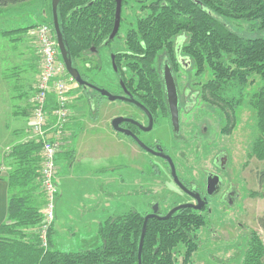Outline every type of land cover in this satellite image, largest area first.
<instances>
[{"label": "trees", "instance_id": "trees-1", "mask_svg": "<svg viewBox=\"0 0 264 264\" xmlns=\"http://www.w3.org/2000/svg\"><path fill=\"white\" fill-rule=\"evenodd\" d=\"M30 1L0 0V10ZM128 2L123 0L122 13ZM141 4V16L126 33L127 54L116 55L118 78L129 90L140 91L151 108L166 110L160 57L174 59L176 41L185 36L184 51L192 59L196 75L211 74L202 86L201 99L228 124L230 115L226 110L234 114L246 99L244 92L253 83L249 82L251 77H259V88L252 96L259 136L251 149L264 163V0H157L150 4L144 0ZM116 7L115 0H60L58 19L72 63L92 57L93 48H106L115 25ZM50 15L51 20L44 22L53 25L52 0ZM229 23L247 24L251 35L233 30ZM28 30L4 31L3 36ZM105 63L87 71L97 75ZM63 157L73 162L75 150ZM5 160L13 168L7 177L8 218L0 227V264H140L145 216L135 210L110 215L101 223V244L97 248L55 250L53 230L48 248H43L38 232H28L39 228L40 211L45 206L41 146L33 141L17 143L6 153ZM258 181L264 189V167ZM37 193L39 197L34 198ZM259 223L264 230V214ZM206 226V216L191 208H183L167 220L151 219L141 264H193V255L200 246L199 233ZM242 264H264V242L254 231L249 234Z\"/></svg>", "mask_w": 264, "mask_h": 264}, {"label": "rangeland", "instance_id": "rangeland-1", "mask_svg": "<svg viewBox=\"0 0 264 264\" xmlns=\"http://www.w3.org/2000/svg\"><path fill=\"white\" fill-rule=\"evenodd\" d=\"M44 1L32 0L10 6V10L0 11V142L2 143L12 139L15 144L30 141V100L42 64L36 28L44 22L41 15ZM142 1L144 0H129L122 13L120 33L111 47L102 51L103 53L111 54L125 49L126 33L132 26L134 27L137 18L141 16ZM155 1L157 0H149V4ZM47 18V21L51 20L49 11ZM34 26L36 27L32 29ZM229 26L242 34L250 33L245 23H229ZM20 29L29 30L11 37L9 34L3 36L4 31ZM79 63L80 70L87 74L85 63ZM106 63L99 74L91 73L90 76L94 78L96 84L115 92L118 90L117 80L110 62ZM209 79L211 74L208 72L200 78L201 89ZM251 81L253 83L249 84L244 92L246 99L238 110L234 114L226 110L230 115L228 124L225 123L222 115L211 110L201 99V121L206 123L205 127L208 130L205 131L201 123L205 136H201L200 151L195 142L187 146L173 145L168 130L164 127L156 133V136L168 147L173 160L181 164L179 175L186 180L191 178L200 180V177L202 179L204 172L206 174L208 171H213V160L217 154H225L229 162L226 169L219 172L220 177L226 185L228 184L225 187L232 185L242 197L238 205L231 210L229 208L226 210L218 199L212 201L213 213L206 216L207 228L199 233L200 246L193 255V264H242L248 249L250 232L258 233L264 242V230L259 223L264 214V189L258 181V174L263 169L264 163L256 158L251 149L252 142L259 136L256 129L257 112L252 107V96L259 88L260 78L253 76L249 82ZM195 89L192 88L191 95L195 93ZM68 91L71 96V120L66 133V145L60 153L61 156L58 157L60 177L70 171L74 162L64 158V154L73 150L76 154V149H79L81 152L79 161L88 160L92 165L100 164L107 167L108 173L105 175L109 183L107 190L110 199L108 208L112 210V214L113 211L118 214L135 210L146 217L156 204H159L160 210L166 214L173 207L191 201L176 186L161 160L138 150L131 141L113 131L111 120L120 112L129 110V106L100 99L96 91L88 89L86 93L92 96L96 103L102 105L98 111V119L91 121V103L86 95L75 82L68 83ZM193 111L196 115L199 112L198 106ZM22 131H24L23 136L20 135ZM199 153H201V171ZM5 156L0 170L8 172L13 167L7 163ZM58 186L62 200L56 203L57 225L61 216L67 226L66 235L71 232L76 239L71 246L62 247V243L69 244L70 241L64 242L63 237L66 235L57 234L53 248L63 252H79L99 247L101 241L98 237L89 242L86 239L84 241L82 236L85 233L78 229V220L82 218L78 214L81 213V209L86 210L89 203L84 201L82 194L76 190V197L83 200L79 204L80 210L73 209L72 205L68 207L67 195L63 189L65 184L59 181ZM91 228L92 225L87 227V232ZM34 230L38 232V227L29 229L28 232ZM89 235L92 237L95 233L93 235V232H89Z\"/></svg>", "mask_w": 264, "mask_h": 264}, {"label": "flooded vegetation", "instance_id": "flooded-vegetation-1", "mask_svg": "<svg viewBox=\"0 0 264 264\" xmlns=\"http://www.w3.org/2000/svg\"><path fill=\"white\" fill-rule=\"evenodd\" d=\"M123 8V7H122ZM121 26H122V19H121ZM120 26V28H121ZM120 31V29H119ZM120 32H118L117 36L110 42L106 43V48H104L101 51H98L97 49L93 48L91 50L93 56L89 57L87 62L86 59H82L80 61H76L73 63V66L79 70L81 73L83 79L87 81L89 84H92L98 88L105 89L103 86H100L94 82V78L91 77V73L87 71L88 73H84L80 70V63H85L86 70L92 69L97 67L99 63L102 61L110 62L111 69L116 77L118 90L113 92L110 90V93L116 96L125 97L127 99H132L134 103H129L127 101H115L111 102L107 98L103 97L98 93L95 89L89 88V87H80L71 77L72 81L75 82L81 91L86 95L87 100L91 103V121H96L98 119V111L100 110V107L102 108V105L99 103H96L94 101V98L90 96L86 91L88 89L94 90L98 93V96L100 99H107L111 103L120 102L126 106H129V110L126 112H120L118 115H116L111 120V127L115 134L123 136L125 139L131 141L134 146L150 155L153 158L161 160L167 167V170L169 171L171 178L173 179L176 186L182 191L183 194H185L189 199L190 202H187L185 204L181 205H194L199 206L201 205V208H191L204 216L212 215V201L219 200L222 205H224L225 209L229 210L236 207L241 200V196L239 194V191L231 186H227L223 179L220 177L219 172L226 169V166L228 165L229 159L225 154H217V156L213 160V171L204 172V175L202 176V179L200 177V180L191 178L189 180L183 179L180 177L179 173L181 170V164L176 163L173 160V157L166 145L163 143V141L156 136V133L159 132L162 127L166 128L168 130V136L173 145L176 146H187L191 143H196V147L201 150V136H205V131L208 130L207 127H205L206 123L201 121V76L196 75V70L193 67V61L192 59L186 54L184 51V45L186 44L187 38L185 36L180 37L176 41V53L174 59H169L167 56H161L160 57V73L161 77L163 79V86L165 91V100H166V110L159 111L157 109H154L153 107L148 104L144 96L141 94L140 91L137 89L129 90L124 85L123 81L118 78V68L116 65V55L117 54H127L126 46H125V40H124V50H120L117 52H111V54L103 53L105 49L111 47V45L116 41L118 35ZM126 38V37H125ZM112 43L111 45H109ZM108 55V56H107ZM96 56V58H95ZM125 59V58H124ZM107 64V63H105ZM168 66L172 72L173 78L175 80L176 88H177V94H178V113H179V119H178V125L177 127L174 124L173 114L169 106L168 102V96H167V90H166V83L164 80V70ZM123 68V67H122ZM126 71V68L124 69ZM185 74V75H184ZM195 89V93L191 95V90ZM198 106L199 112L194 115L193 109ZM192 115V116H191ZM117 118H122L125 121H122L119 124V129L121 131L115 130L113 127V121ZM201 123L204 125V130L201 129ZM131 133L135 139L130 135H127L126 133ZM144 145L146 149H143L141 145ZM158 154H163L165 156H168L171 158L172 162L174 163L176 174L179 178V181L183 185L181 187L175 182V179L172 174L171 166L169 162L164 159L163 157L159 156ZM199 155V168L201 171V153ZM218 177L220 180V186L217 188L213 193L209 191V179ZM197 198L200 199V202L197 200ZM159 205V204H158ZM177 205L173 207L174 208L181 206ZM170 210V211H171ZM153 212V210H152ZM151 212V213H152ZM150 213V214H151ZM170 213V212H169ZM159 215L160 216H166L168 213H163L160 210L159 206ZM206 227L202 228L206 229Z\"/></svg>", "mask_w": 264, "mask_h": 264}, {"label": "built area", "instance_id": "built-area-1", "mask_svg": "<svg viewBox=\"0 0 264 264\" xmlns=\"http://www.w3.org/2000/svg\"><path fill=\"white\" fill-rule=\"evenodd\" d=\"M42 56L41 71L30 100V141L41 146V186L45 206L40 211L42 222L38 235L42 247L49 246V233L55 223L58 195V156L66 145V133L71 120V96L68 83L72 81L61 59L57 37L50 24L36 28Z\"/></svg>", "mask_w": 264, "mask_h": 264}, {"label": "crops", "instance_id": "crops-1", "mask_svg": "<svg viewBox=\"0 0 264 264\" xmlns=\"http://www.w3.org/2000/svg\"><path fill=\"white\" fill-rule=\"evenodd\" d=\"M50 2L51 0H45L43 4V9L41 10V15L44 20H47L48 11L50 13ZM11 7L3 8L0 11L10 10ZM44 23V22H43ZM42 23V24H43ZM17 131V129H15ZM14 131V132H15ZM20 135H24V131L20 132ZM15 143L12 140H8L5 143L0 142V166L2 165V161H4L5 153L10 151L11 147L14 146ZM79 149H76V154L74 158V162L70 167L69 172H65L63 177H60L58 172L57 175V186L60 182L65 184L64 192L67 195V206L72 205L73 209H79L80 202L83 200L76 197V190L82 194V198L84 201L89 203V206L86 210H80L81 213L78 214L82 218L78 220V229L80 232L85 233L82 236V240L89 242L90 240L99 238L98 231L101 223L106 221L110 215L115 214L116 212L109 210V192H108V179L105 174L108 173V169L106 166L92 165L88 160L79 161L80 154ZM2 152V153H1ZM5 152V153H4ZM4 153V155H3ZM59 157V156H58ZM9 169V168H8ZM8 172H3L0 170V227L7 221L8 218V200H9V184L7 181ZM59 187V186H58ZM77 187V189H76ZM81 189V190H79ZM43 191V190H42ZM39 194H35L34 198H38ZM62 196L60 195V189L58 188V195L56 199V203L61 202ZM61 206V205H60ZM59 215L61 213L59 212ZM79 216V217H80ZM92 225V228L89 232H93L94 236H90L89 232H87V227ZM66 227L64 224V220L59 216L58 225H57V212L55 209V223L53 227V236H52V245L54 247V239L57 234L66 235ZM64 242L69 240L70 243H62V247L71 246L74 243L76 236L70 232L69 235L63 237ZM100 240V239H99ZM83 241V242H84Z\"/></svg>", "mask_w": 264, "mask_h": 264}, {"label": "water", "instance_id": "water-1", "mask_svg": "<svg viewBox=\"0 0 264 264\" xmlns=\"http://www.w3.org/2000/svg\"><path fill=\"white\" fill-rule=\"evenodd\" d=\"M115 1L117 4L115 25H114L113 32L108 39V42L112 41L117 36L119 29H120V26H121L123 0H115ZM59 3H60V0H52V15H53V22L52 23H53V28H54V31H55V34L57 37L59 50H60V54H61V59L63 61V64L66 68L68 75L80 87H86V88L89 87V88L95 89L98 93H100V95L107 98L111 102H115V101L120 100V101H127L129 103H134V101H132V99H127L125 97L113 95L112 93H110L109 91H107L105 89H101V88H98L92 84H89L87 81H85L83 79L79 70L73 66V63L70 60L69 55L67 53L65 43L63 40V35L61 32V28H60V24H59V19H58ZM164 80L166 83V90H167L169 106H170V109H171L172 114H173L174 124L177 127L178 119H179L178 94H177V88H176L175 80H174L172 72L168 66H166V68L164 70ZM122 121H125V120L122 118H117L113 121V127L115 128V130L121 131L119 129V124ZM126 134L129 136L131 135L135 139V137L131 133L127 132ZM140 145L143 149L147 150V148L144 145H142V144H140ZM158 155L163 157L164 159H166L169 162V164L171 166L173 177L175 179V182L178 185H180L181 187H183V185L179 181V178L176 174L175 166H174V163L172 162L171 158L168 156H165L163 154H158ZM208 186H209V191L211 193H213L220 186L219 178L214 177V178L209 179V185ZM197 200L200 202L199 198H197ZM183 208H198V209H200L201 205H199V206H194L191 204L190 205L189 204L188 205H181V206H178V207L174 208L173 210H171L170 213H168V215L160 216L159 215V205L156 204L153 208V212L145 217V221H144V225H143V231H142L141 240H140V246H139V263L140 264H141V255H142V249H143V245H144V239H145V235H146V231H147L148 222L151 219L167 220L170 217H172L177 211H179Z\"/></svg>", "mask_w": 264, "mask_h": 264}]
</instances>
